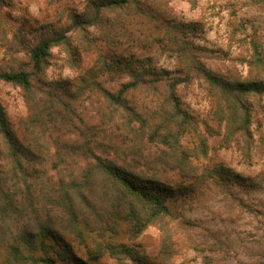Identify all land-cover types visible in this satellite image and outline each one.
Instances as JSON below:
<instances>
[{
    "label": "rangeland",
    "instance_id": "1",
    "mask_svg": "<svg viewBox=\"0 0 264 264\" xmlns=\"http://www.w3.org/2000/svg\"><path fill=\"white\" fill-rule=\"evenodd\" d=\"M84 2L11 0L10 6L1 7L0 70L20 67L26 47L44 29L41 23L53 26L44 34L65 24V19L55 13V5L80 9ZM141 2L148 11L140 13L143 16L124 18L120 29L114 27L107 32L93 25L88 35L69 31L68 45L60 42L52 46L42 70L45 80L62 84L74 94L72 104L78 108L74 122H79L81 116L95 125L92 138L105 142L104 148L93 141L98 154H108L118 162L136 156L140 160L137 166L150 176L155 170L160 174L162 166L172 159L164 158L161 151L173 155L175 142L178 162L186 160L185 170H193L191 178L177 170H163L159 182L167 192L168 215L161 223L148 224L133 238L122 235L116 242H124L134 258L152 264H264V92L241 95L243 106L234 105L196 70L202 66L226 80L264 83V0ZM128 12L109 10L103 16L117 20ZM165 24L176 28L169 38L158 33ZM87 38L91 47L83 50ZM116 49L140 58L137 66L150 64L167 69L171 77L188 76L187 81L174 86L175 96L191 120L176 141L174 138L162 144L152 136V129L141 125L131 135L128 151L115 153L110 138L121 144L115 134L123 133L122 121L116 112L114 126L108 124V103L101 90L128 80L124 73L113 74L114 67H107L118 61ZM26 68L31 70L30 66ZM83 80L86 86L78 95L75 87ZM169 90L160 83L138 87L129 94L140 108L150 109L148 123H155L153 131L160 120L167 118L178 132L179 115L169 118L173 115L171 99L165 112L158 107ZM44 95L40 89L27 93L0 79V103L13 125L32 115L29 97L39 100ZM65 126L53 129L55 139L49 142L50 152L57 146L69 145L72 149L77 130ZM78 160L84 164L82 157ZM214 167L219 173L210 175ZM74 242H68V247L47 239L45 248L51 258H77L66 264H134L129 259H116L125 258L118 254L123 250L120 247L114 254L103 253L97 261H87L85 258H93L90 252L96 242L86 247Z\"/></svg>",
    "mask_w": 264,
    "mask_h": 264
},
{
    "label": "trees",
    "instance_id": "2",
    "mask_svg": "<svg viewBox=\"0 0 264 264\" xmlns=\"http://www.w3.org/2000/svg\"><path fill=\"white\" fill-rule=\"evenodd\" d=\"M59 1L50 0V3ZM84 1L80 9L55 5V13L65 19V24L51 28L50 33L44 34L46 28L53 26L48 22L41 23L40 26L44 29L26 47L20 67L16 70H0V79L20 86L27 93L39 89L41 93H45L43 99L28 98L33 105L32 115L16 125L12 124L0 103V264H66L77 260L51 258L45 248L47 239L66 246L70 241L85 247L96 242L97 246L90 252L93 258H85L87 261H97L103 253L114 254L120 247L123 250L118 254L125 258H116L117 260L129 259L134 264H152L143 258H134L125 248L126 244L116 242V239L122 235L133 238L148 224L161 223L168 215L169 208L165 202L167 192L159 182L162 181L160 174L163 170H177L188 178L194 174L193 170H185L186 160L178 162L175 142H172L173 155H169L168 150L161 151L165 154L164 158L172 159L162 166L160 174L155 170L150 176H146L148 172H142L137 166L140 160L136 156L133 159H125V156L123 162H118L108 154H98L92 138L95 125L86 122L81 116L79 122H74V117H78V108L72 104L74 94L62 84L44 79L42 70L50 49L60 42L67 46L69 31L79 30L88 35V28L93 25L107 32L114 27L120 29L124 27V18L143 16L140 13L149 9L141 0ZM10 5L11 0H0V9ZM109 10L129 12L122 14L120 19L110 20L103 16ZM1 30L0 24V32ZM175 31L176 28L165 24L159 27L158 33L169 38ZM118 42L119 39L115 43ZM90 44V38H87L84 46L86 49L83 50L90 49ZM116 50L118 61H114L113 66L111 63L107 64V67H114L113 74L124 73L128 80L101 90L108 103V114L105 115L108 124L114 126L112 120L116 112L120 114L122 121L121 135L112 130L121 144L110 138L115 153L128 151L130 137L141 125L152 129V136L158 137L162 144L174 138L176 141L178 133L191 120L181 108L174 86L187 81L188 76L171 77L167 69L152 67L150 64L137 66V62L142 61L140 58H134L128 51L120 53ZM29 66L31 70L28 71L26 67ZM196 70L210 86L224 93L228 102L232 100L234 105H241V95L264 92L263 82L226 80L202 66L196 67ZM93 73L96 75L98 72L96 70ZM160 83L170 89V95L166 94L158 107L165 112L171 102L173 115L169 118L179 115V120L176 121L177 133L172 129L173 125L165 120L167 118L160 120L157 129L153 131L155 123L153 126L148 123L150 109L140 108L129 97L138 87ZM80 84L81 86L75 87L77 94L80 88L81 91L84 89L86 82L83 80ZM63 125L67 129L72 125L77 130V139L72 142V149H69V145L63 148L57 146L50 152L49 142L55 139L53 129H60ZM94 142L101 143L105 148V142L98 139ZM77 153L80 156L73 158ZM79 157H82L83 165L79 163ZM208 173L215 175L219 170L214 167Z\"/></svg>",
    "mask_w": 264,
    "mask_h": 264
}]
</instances>
